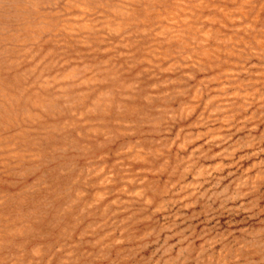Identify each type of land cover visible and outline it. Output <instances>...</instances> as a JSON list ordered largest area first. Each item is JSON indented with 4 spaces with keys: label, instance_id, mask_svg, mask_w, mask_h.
Here are the masks:
<instances>
[{
    "label": "rangeland",
    "instance_id": "1",
    "mask_svg": "<svg viewBox=\"0 0 264 264\" xmlns=\"http://www.w3.org/2000/svg\"><path fill=\"white\" fill-rule=\"evenodd\" d=\"M0 264H264V0H0Z\"/></svg>",
    "mask_w": 264,
    "mask_h": 264
}]
</instances>
